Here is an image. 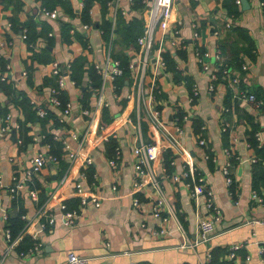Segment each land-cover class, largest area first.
<instances>
[{
    "label": "crops",
    "instance_id": "crops-1",
    "mask_svg": "<svg viewBox=\"0 0 264 264\" xmlns=\"http://www.w3.org/2000/svg\"><path fill=\"white\" fill-rule=\"evenodd\" d=\"M246 1V8H241L239 1V13L231 17L225 14L221 0H173L171 19L162 34L164 66L154 69L150 60L143 74L138 76L136 62L133 68L122 64L128 57L132 59L137 45L124 47L114 30L123 22H131L133 27L140 25L141 29L146 16L144 4L140 8L134 0H92L84 15V0H66V8L55 4L59 8L58 15L48 18L38 11L42 0H0V75L4 74L6 82L22 92L28 102L32 99L57 117L62 116V121L48 118L43 124L33 119L23 121L20 106L10 97L8 100L0 90V110L6 109L0 117V264H64L68 252L86 256V264H223L225 260L230 264H264L260 255V248L264 247V184L257 188L251 184L253 172L258 170L264 175V155L257 156L249 142L252 135L256 146L264 151V2ZM61 23L67 25L65 33L61 31ZM82 23H89L90 27L85 30ZM23 24L33 25L38 32L31 42L21 36L26 30ZM234 24L247 30L254 54L252 59L243 55L238 67L225 64L231 54L227 43L235 38L229 27ZM173 25L178 27V35L170 44ZM104 26L106 36L102 32ZM47 32L51 34L48 36ZM159 36L160 31L156 30L155 38ZM86 42L90 48L85 47ZM106 48L122 71L112 81L115 87H111L109 80L102 84L107 104L99 109L97 122L103 129L94 130L90 133L91 140L79 145L67 134L70 130L80 131L84 126L85 116L79 108L92 107L96 89L101 85L93 64H104ZM204 50L209 54L201 57L207 64L206 69L201 67L196 54ZM164 52L170 53L168 58H164ZM34 54L47 56V60H38ZM77 59L82 61V71L75 77L71 70L73 60ZM51 61L59 64L64 78L57 97L70 104L67 115H62L59 107L46 100L49 85L54 84V76L49 73ZM66 64H69L67 69ZM225 67L231 75L237 76L236 84L222 74L221 68ZM88 68L92 70L91 75L86 72ZM219 70L225 80L216 78ZM211 72L214 73L212 78ZM151 84L152 104L161 121L171 134L175 133V124L181 127L179 142L202 174L219 208L215 233L204 241L197 242L195 228L197 216H207L203 197L200 195L195 204L185 181L169 178L180 172L182 157L147 121L141 97L137 99L135 95L137 85L146 90ZM192 84L197 95L190 101ZM240 90L256 95L259 105L254 106L240 96ZM19 122L27 126L24 134L19 130ZM252 130L257 132V138ZM46 133L59 143L58 137H66L70 146L77 148V156L72 160L65 157L60 143L62 153L55 162H46L25 175L32 154L51 149L45 146ZM32 134H39V139L32 140ZM103 134L107 137L105 140ZM199 137L203 138V144L196 142ZM109 140H113L114 145L108 152L105 144ZM138 142H151L159 149L157 157L150 162L159 190L150 186L147 174L137 177L139 185L132 190L135 157L131 148ZM114 146L119 148V157L115 165L110 166L106 158L113 155ZM85 155L90 157L89 163L83 161ZM255 156L257 162H253ZM226 162L233 193L220 170ZM81 171L84 173L82 188L96 194L98 205L87 200L70 226L63 225L60 214L55 213L52 224L36 234L40 242L37 251L18 255L17 245L7 249L4 237L7 218L20 208L23 210L18 215L21 220L22 214L39 219V207L47 197L53 207L58 200L74 202L67 206L75 207L77 197L72 183L79 179ZM63 173H66V181L59 184ZM13 174L22 183L15 193L9 191ZM29 189L33 190L32 194ZM251 191L261 200L253 198ZM133 196L137 198L136 205L132 204ZM157 197L162 199L163 221L151 214V205ZM160 226L165 232H157ZM243 241L245 244L236 249L234 257L228 258L229 245ZM214 249H221V253L217 261L210 262ZM245 254L250 257L248 261L244 259Z\"/></svg>",
    "mask_w": 264,
    "mask_h": 264
},
{
    "label": "built area",
    "instance_id": "built-area-1",
    "mask_svg": "<svg viewBox=\"0 0 264 264\" xmlns=\"http://www.w3.org/2000/svg\"><path fill=\"white\" fill-rule=\"evenodd\" d=\"M132 0H129L131 2ZM142 4L146 7V16L143 19L141 32L135 37L134 43L137 45V49H133V55L132 59L129 58L127 62L128 68L134 67V62L137 64V71L139 72L138 76H141L143 74L145 66H147L151 60H153V67L156 69V67H162L164 66V60L162 58V34L164 33V30L168 28L169 20L171 19V11L173 7V0H140ZM235 3H239V0H234ZM89 8V12H90ZM121 10V9H120ZM38 11L45 15L48 18H55L58 15L59 8L57 7H51L47 8L44 6H39ZM123 12L122 10L120 11ZM264 17V12L262 13ZM225 25H228V22L225 23ZM81 27L83 29H88L90 27L89 23H82ZM156 30L160 31V36L156 39L155 38V32ZM213 33H216V31H213ZM51 33L47 32V35L49 36ZM171 34L172 37L170 38L169 42L170 44L174 43V38L178 35V27L176 25H173L171 27ZM21 36L25 37V31L23 30ZM86 48H90V44L88 42L85 43ZM108 48H106L105 58H104V64H93V67L95 71L100 75L101 79V85L98 89H96V96L95 100L92 104V107H82L79 108V112L85 116V123L83 128L80 131L76 130H70L67 134L68 137L75 140L79 145L80 144H87L90 139V133L94 130L101 131L103 129V125L97 122L98 118V111L102 106H105L107 104V101L104 99L103 93H102V84L105 80H109L111 87H115V85L112 83L114 78L117 75L121 74V67L119 66V63L116 59H112L108 55ZM196 54L198 56V61L203 69L207 68L206 62H202L201 57H207L208 51L204 50L202 52H197ZM134 55H136V60L134 59ZM214 56H217V52L214 54ZM66 69L68 68L69 64H66ZM244 67V65H242ZM222 74L227 76L228 80L232 84H236L237 82V76L231 75L227 68H221ZM25 72L22 71V74ZM50 75L54 76V84L49 85L48 88V96H47V102L53 106L59 107L61 110L62 115H67L70 112L71 106L70 104L65 101L61 102L59 98L57 97V92L59 88H62L64 86V78L61 73V69L59 67V64L56 61L50 62V69H49ZM211 78L214 76V73H210ZM0 79H4V74L0 75ZM71 83L74 84V79L69 80ZM154 89L153 85L151 84L148 89L144 90L140 87V85H137V89L135 91V95L138 99V97H141L142 100V106L144 114L146 115L147 121L151 124L152 127L157 129L160 134H162L163 138L166 140L169 147L174 149L176 153H178L182 157L181 162V170L179 173H175L172 175H169V178L172 180H177L178 178H181L185 181V184L188 186V191L190 197L193 199L194 203L197 204L198 197L200 195L203 197V205L206 209L207 216L200 217L196 219L195 222V228L198 233V241H204L208 239L210 236H212L215 233V227L214 223L217 221V219L220 216L219 208L214 204L212 192L211 189L208 187V185L205 183L204 178L202 174L197 170L195 165L193 164L191 158L189 157L187 151L182 147V145L179 142L178 134L181 132V127L177 124H175L174 127V134H171L168 132L165 128L164 123L161 121L157 109L152 104V100L154 98ZM240 96H243L245 99L250 101L254 104V106L259 105V100H257L253 93L246 92L244 93V90L239 91ZM143 95H145L143 97ZM197 95V90L194 84L190 86V93L188 95V99L190 101L193 100V98ZM29 103L33 106L34 111L37 116L42 117L47 114V108L39 105L38 103L33 102L32 99L29 100ZM186 115H184L185 118ZM58 121H62V116L57 117ZM15 127L18 125L15 124ZM4 128L1 127V130ZM222 129H224V126L222 125ZM42 136V135H41ZM255 138H257V132H254ZM107 137L106 135H102V139L105 140ZM31 139L36 141L39 139V134L35 135L32 134ZM61 147L64 151L65 157L72 160L77 156V148H73L68 143L66 137H58ZM196 142L198 144H203L204 140L203 138L199 137L197 138ZM46 148L49 146L48 143H45ZM225 152L227 151V148L223 149ZM131 152L134 155L135 159L132 162V167L134 170L135 179L132 180V190H136L137 186L139 185V180L137 177H140L143 174H147L149 184L152 188L159 190L160 185L158 183L157 178L153 175L151 168H150V162L154 160L159 152V149L156 144L154 143H143L138 142L131 148ZM206 157V155L204 154ZM119 157V148L118 146H114L113 148V155L111 157L106 158V162L110 166L115 165V160ZM57 160L56 156L50 152H42L40 150H37L35 153L32 154V156L29 158L30 161V167L29 169H25L24 173L27 175L30 171H36L40 168L41 165H43L46 162H55ZM211 160H214V157L211 156ZM253 160V157L251 158ZM84 162L89 163L90 157L84 156L83 158ZM221 172L224 175V180L226 184L228 185L231 181V177L229 175L228 171V162L223 164L220 168ZM66 173H63L60 178L58 179V183L62 184L66 181ZM84 178V173L81 171L79 174V179L76 181H73L72 187L73 191L77 197V204L74 207H68L64 200H58L55 204L56 206L53 207L51 205V199L46 198L43 203L40 205L39 209H41V217L39 219H31L25 217V215H21V218L23 220V223L21 227L18 229V231L12 235L7 227L4 228V237L6 239V248L7 249H13L15 246L21 241L23 236H28L31 239V244L28 245L26 248L18 250V255H25L28 253H32L34 251H37L40 247V242L37 239L36 234L38 231L43 230L46 226H49L53 222V217L55 213H59L61 216V221L63 225L70 226L72 223L76 220V218L79 216L80 208L83 207L87 200L92 201V203L97 206L98 205V199L96 194L94 192H85L81 185V180ZM12 184L9 186V191L15 193L16 189L21 186V182L17 179L15 174L12 175ZM29 193H33L32 189L28 190ZM251 196L255 198L257 201H260V196L255 192L251 191ZM53 199V198H52ZM137 198L135 196L132 197V204L136 205ZM162 205V199L160 197H157L154 199V202L151 205V214L154 217H159L161 221L164 220V217L160 215V206ZM43 206V208H42ZM55 209L57 210L55 212ZM6 218V217H3ZM161 223V222H160ZM158 233L165 232V228L160 226L157 229ZM245 244V241L242 243H232L228 247L227 251V257L232 258L235 255L236 249L238 247ZM263 253V247L260 248V255H261V262L264 263V256ZM249 255L245 254L244 259L249 260ZM87 257L84 255H79L74 252H68L64 261V264H86ZM128 264H133L132 262H129Z\"/></svg>",
    "mask_w": 264,
    "mask_h": 264
},
{
    "label": "trees",
    "instance_id": "trees-1",
    "mask_svg": "<svg viewBox=\"0 0 264 264\" xmlns=\"http://www.w3.org/2000/svg\"><path fill=\"white\" fill-rule=\"evenodd\" d=\"M7 1H9V0H7ZM100 1L103 2L104 0H100ZM91 2H92V0H84L83 8H82V13L84 15L86 14V9ZM134 2H136L135 3L136 6H139L140 8L142 7V3H140V0H134ZM263 2H264V0H263ZM55 4H61L62 6H64L66 8V0H42L41 6L51 8ZM221 6L223 7L224 12L227 16L233 17L239 13L238 4L235 3L234 0H221ZM263 9H264V6H263ZM34 22H35V24L36 23L38 24V21L35 20ZM11 24H13V23L11 22ZM23 25L26 27L25 37H24L25 41L31 42L34 39V37L38 35V32L35 31L33 25H31V24H23ZM60 26H61V31L63 33H65L67 25L65 23H61ZM44 28H47V25ZM114 31H116V34H118V37L121 38V41L124 43L123 46L127 47L129 45L134 44L135 37L141 32V29H140V25L137 27L136 26L133 27L131 22H129V24H125V22H123L120 24L119 29L116 28ZM229 31L235 35V38L232 39L230 43H227L231 47V54L225 60V64L238 67V66H240V63L243 60V55H246L249 59L253 58V56H254L253 44H252L251 38H250V36H249V34L245 28L234 24V25L229 27ZM102 32H103L104 36H106L108 34L106 26H104ZM220 47L223 48L222 45ZM164 53H163L164 58H168L170 53L169 52H164ZM123 55L125 56V54H123ZM33 56H34V58H36L38 60H44V61L47 60V56H44V55H42L40 57V56H37L36 54H34ZM128 59H129V57L126 59V61L123 60L122 64L126 65V63L128 62ZM169 64H170V62H169ZM81 66H82V61L80 59L73 60L71 72L74 74L75 77H77V75H79V73L82 71ZM86 72H87V74H90V75L92 74V70L90 68L86 69ZM125 73H126V70H125ZM92 77L94 80H96L94 73H93ZM216 78L219 80L220 79L225 80V78L221 74L220 70L216 72ZM6 81H7L6 79L0 80V90H2L7 95L8 100H10L9 99V97H10L12 100H14V103H16L20 106V108L22 109V111L24 113L23 121H24V119H25V121L33 119V120H38L41 124L45 123V121L48 118L53 119L54 122L57 121V116L55 114H52L49 111H47V114L45 116H42V118L37 116L35 111H34V108H32L33 106L28 102V98H26L22 92H18L17 89H15L12 85H10V82H6ZM254 96L256 98H258L256 95H254ZM0 111H2V113L0 112V117H2L6 113L5 112L6 109L3 108ZM18 124H19V126H18L19 130L21 132H23V134H24L25 130L27 129V126L23 122H19ZM44 136H45L44 140H46L47 143L49 144V146H51V149L49 150V152L50 153L53 152L52 154L55 153L56 155L55 154L54 155L56 156V158H59V155H61V153H62V150L60 149V143L58 141H54L53 139H51L50 134H48V133H46ZM249 142H250V145L253 147L255 154L257 156L264 155L263 148L256 146V142H255L254 138L252 137V135L249 138ZM105 145H106V150L109 152L114 145V141L109 140L106 142ZM257 159H258V157H257ZM257 159L255 156V159L253 162H257L258 161ZM59 161H60V159H58V162ZM256 164L259 167L258 163H256ZM88 173L90 175V171H88ZM263 176L264 175H262V173H260L258 170L253 172L252 181H251L253 188H257L258 186L264 184V177ZM228 188H229L230 193H233L231 181L228 184ZM44 198L45 197H43V199ZM65 203H66V205H73L74 204V202L67 203L66 201H65ZM75 203H76V201H75ZM22 211L23 210L19 208L17 213L14 216H12L11 218H7V220L5 222V226L7 228H9V231L12 235H14L22 225V220L18 216ZM30 244H31V239L25 235L22 237L21 241L17 244L16 249H17V251L24 249ZM219 253H221V249H214L210 253V256H211L210 262L217 261V256L219 255ZM263 254H264V247H263ZM218 262H221V261H218ZM222 263L223 264H230V261L225 260Z\"/></svg>",
    "mask_w": 264,
    "mask_h": 264
},
{
    "label": "water",
    "instance_id": "water-1",
    "mask_svg": "<svg viewBox=\"0 0 264 264\" xmlns=\"http://www.w3.org/2000/svg\"><path fill=\"white\" fill-rule=\"evenodd\" d=\"M239 1H240L241 8H246L248 6V3L246 0H239Z\"/></svg>",
    "mask_w": 264,
    "mask_h": 264
}]
</instances>
